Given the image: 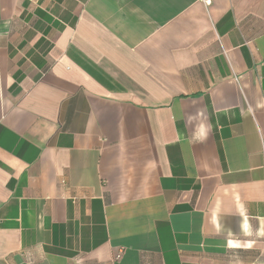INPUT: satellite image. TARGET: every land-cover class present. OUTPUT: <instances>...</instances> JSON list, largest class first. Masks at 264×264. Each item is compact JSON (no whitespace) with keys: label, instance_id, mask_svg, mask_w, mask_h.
Instances as JSON below:
<instances>
[{"label":"crops","instance_id":"1","mask_svg":"<svg viewBox=\"0 0 264 264\" xmlns=\"http://www.w3.org/2000/svg\"><path fill=\"white\" fill-rule=\"evenodd\" d=\"M0 264H264V0H0Z\"/></svg>","mask_w":264,"mask_h":264},{"label":"built area","instance_id":"2","mask_svg":"<svg viewBox=\"0 0 264 264\" xmlns=\"http://www.w3.org/2000/svg\"><path fill=\"white\" fill-rule=\"evenodd\" d=\"M206 4H210L211 0H203Z\"/></svg>","mask_w":264,"mask_h":264}]
</instances>
